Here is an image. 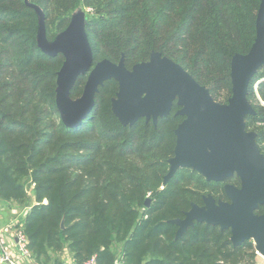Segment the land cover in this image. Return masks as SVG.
Listing matches in <instances>:
<instances>
[{"label": "trees", "instance_id": "16d2710c", "mask_svg": "<svg viewBox=\"0 0 264 264\" xmlns=\"http://www.w3.org/2000/svg\"><path fill=\"white\" fill-rule=\"evenodd\" d=\"M42 9L49 40L79 7L90 8L87 32L94 63L128 69L153 52L181 64L214 100L232 96L231 63L256 39L261 0H29ZM39 15L26 0H0V199L26 205L14 226L28 238L36 264H258L252 240L239 245L230 228L195 222L178 237L179 225L204 197L228 200L227 181H208L192 168L170 173L176 130L185 117L172 113L124 125L113 113L118 82L110 79L94 109L70 127L57 109V75L65 57L38 45ZM84 77L72 90L80 97ZM257 84V87H255ZM248 99L264 154V66ZM259 124L256 126V124ZM230 182L240 186L238 177ZM33 187L35 203H30ZM150 204L147 205V200ZM264 206L257 213H262ZM64 222V227L62 223ZM1 252V248H0Z\"/></svg>", "mask_w": 264, "mask_h": 264}, {"label": "water", "instance_id": "95a60500", "mask_svg": "<svg viewBox=\"0 0 264 264\" xmlns=\"http://www.w3.org/2000/svg\"><path fill=\"white\" fill-rule=\"evenodd\" d=\"M39 15V46L49 55L62 54L64 64L57 75L56 104L63 123L80 125L94 109L96 95L105 82L115 79L118 92L112 100L113 113L124 125H134L140 119L159 118L172 113L185 117L176 130L175 155L170 159L169 178L177 170L192 168L208 181H227L228 200L204 197V205L194 204L185 218L172 222L179 225L178 237L195 222H207L230 228L232 241L239 245L252 240L264 257V154L257 134L246 129L245 118L255 109L248 99L249 86L264 66V0H261L256 39L247 54H236L231 63L232 96L228 103L214 100L210 90L200 84L181 64L153 52L149 61L128 69L125 59L119 62L102 59L94 63L90 41L83 32L70 26L55 42L45 36V15L34 4ZM74 35L68 40L66 35ZM87 76L84 92L73 98L71 93L80 77ZM240 179V186L230 182ZM150 204V199L146 202ZM64 227V222L62 223Z\"/></svg>", "mask_w": 264, "mask_h": 264}, {"label": "rangeland", "instance_id": "374dc122", "mask_svg": "<svg viewBox=\"0 0 264 264\" xmlns=\"http://www.w3.org/2000/svg\"><path fill=\"white\" fill-rule=\"evenodd\" d=\"M28 2L30 3V1L28 0ZM44 13V12H43ZM92 14L91 12V9L90 8H86V7H79L78 9H76L75 11H73L71 13V20H70V23L69 25L63 30V31H60L58 32L54 38H52V40H49L48 39V36H47V32H46V26H45V36H46V40L49 42V43H53L55 42V40L60 36L62 35L65 30L70 26L71 28L74 27L75 29V32H85L87 37H88V32H87V24H88V18L89 16ZM71 31H73L72 29L70 30V32L66 35L65 38H68V40L74 35V33L71 35ZM39 37V32H38V36ZM89 39V37H88ZM38 40V45H39V38H37ZM90 41V40H89ZM91 44V43H90ZM83 83L81 84L80 88L81 91H80V96L83 94L84 92V88H85V84H86V81H87V76H85L83 78ZM257 87V84L256 86ZM251 103V102H250ZM252 104V103H251ZM254 107V106H253ZM255 109V108H254ZM259 124L257 123L256 126H258ZM255 132V131H254ZM235 178V177H234ZM29 195L31 196V201L30 203H35V200H34V192H33V187H30L29 188ZM0 203H5V207H4V211H6L12 218V220L14 219H17L19 218L20 216L18 215L19 214V210L21 209L22 210V217L25 216V214L23 213V210L26 211L28 210L30 207L26 206V205H21V204H18L17 202H14V201H8V200H2L0 199ZM11 205V209H9L8 206L6 205ZM20 210V211H21ZM17 215L19 217H17ZM13 222V221H12ZM16 224L18 223L15 222ZM15 224V225H16ZM11 224L8 223V225H4L3 222H1V218H0V231H2L4 234H10L11 236H8L6 235V237L11 241L12 239H14V235H16L18 233L19 230H21L20 228H15V229H11V228H7V226H9ZM258 264H264V257L258 255Z\"/></svg>", "mask_w": 264, "mask_h": 264}, {"label": "built area", "instance_id": "2783aa9c", "mask_svg": "<svg viewBox=\"0 0 264 264\" xmlns=\"http://www.w3.org/2000/svg\"><path fill=\"white\" fill-rule=\"evenodd\" d=\"M29 209L27 210V212ZM2 231H0V264H23L25 260L31 258L32 254L28 247V238L26 234L19 230L16 235H14L16 242L15 246L19 252V256L14 255L13 253V242H11ZM257 254L259 252L256 250ZM261 256V255H260ZM84 264H98L96 257H91L87 259Z\"/></svg>", "mask_w": 264, "mask_h": 264}, {"label": "crops", "instance_id": "0c3cea01", "mask_svg": "<svg viewBox=\"0 0 264 264\" xmlns=\"http://www.w3.org/2000/svg\"><path fill=\"white\" fill-rule=\"evenodd\" d=\"M4 205H5V203H0V218H1V222H3L4 225H8V223H9L11 225L7 226V228L15 229L16 228V227H14L15 224H16L15 222H17L18 219L22 216V210L20 209L21 211L19 210V214H18L19 216L20 215L21 216L19 217L17 215V217H19V218L12 220L11 216L6 211H4V207H5ZM6 206H8L9 209H11V207H12L9 204L6 205ZM23 213L26 215L27 214V210L26 211L23 210ZM8 236H11V235L8 234ZM11 242H13L12 243L13 244L12 248H13L14 255L19 256V252H18V250H17V248L15 246V242H16L15 237H14V239L11 240ZM63 261H64V264H72V262H73L72 258H71V255L67 251L63 255ZM23 264H36V263L33 262L32 257H31L30 259L25 260Z\"/></svg>", "mask_w": 264, "mask_h": 264}, {"label": "flooded vegetation", "instance_id": "af4514ba", "mask_svg": "<svg viewBox=\"0 0 264 264\" xmlns=\"http://www.w3.org/2000/svg\"><path fill=\"white\" fill-rule=\"evenodd\" d=\"M236 178V177H235Z\"/></svg>", "mask_w": 264, "mask_h": 264}]
</instances>
